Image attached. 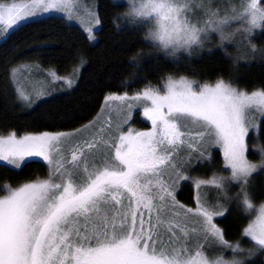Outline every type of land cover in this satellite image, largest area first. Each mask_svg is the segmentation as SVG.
I'll use <instances>...</instances> for the list:
<instances>
[{
    "label": "snow or ice",
    "instance_id": "obj_1",
    "mask_svg": "<svg viewBox=\"0 0 264 264\" xmlns=\"http://www.w3.org/2000/svg\"><path fill=\"white\" fill-rule=\"evenodd\" d=\"M131 2L134 6L128 22L136 25L154 21L146 39L173 54L200 45L209 31H222L234 22H246L248 32L264 29V0H240L238 7L226 9L223 16L206 0H139L138 7L136 0ZM75 3L30 0L0 4V25L6 26L0 31L42 12H71L70 6ZM199 11L205 17L202 20L196 18ZM86 31L89 39H94L92 27ZM66 83L70 88L74 81ZM17 92L22 100L31 102L23 89ZM111 100L150 103L143 114L152 127L149 131L120 134L114 158H104L100 165L96 162L98 156L92 154L90 160L79 146L71 149V158H67L65 146L74 134L44 132L17 138L11 133L0 137V161L19 168L26 157H42L51 167L46 179L16 188L5 186L7 194L0 197V264H243L235 258L243 251L239 243L230 244L213 223L214 216L224 213L205 207L199 196L195 209L179 205L163 179L167 168L178 169L175 158L181 148L203 157L201 148L213 145L223 149L225 168L231 176L214 175L195 181V186L224 192L228 180L239 183L240 205L246 213H256L243 235L264 250V204L257 207L248 190L253 176L264 170V160L255 164L246 155L250 129L259 132L252 113H258L264 122V88L249 93L223 79L199 85L185 77L169 76L163 92L148 86L131 97L127 93L110 94L106 101ZM90 126L85 125V129ZM108 143L103 139L85 141V147L92 150L97 144ZM259 151L264 156V149ZM177 176L188 179L178 171ZM125 193L127 205L122 201ZM166 198L173 203L169 205ZM141 208L148 211L147 227ZM180 210L185 217L189 213L201 217V227L182 222ZM161 227L168 234L167 241ZM212 245L231 250L234 258L209 257L205 249Z\"/></svg>",
    "mask_w": 264,
    "mask_h": 264
},
{
    "label": "trees",
    "instance_id": "obj_2",
    "mask_svg": "<svg viewBox=\"0 0 264 264\" xmlns=\"http://www.w3.org/2000/svg\"><path fill=\"white\" fill-rule=\"evenodd\" d=\"M95 1L100 26L94 43L79 26L58 15L26 21L0 42V135L79 130L98 115L106 95L135 94L148 86H159L168 76H186L211 84L223 79L247 92L264 88V29L252 31L247 41L251 50L239 57L233 55L235 49L218 48L213 44L196 54L168 57L157 53L145 39L144 25H132L122 19L126 10L124 3ZM20 67L36 69L51 80L46 91L30 106L19 101L12 85V74ZM53 73L58 78H74L73 86L69 88L60 79L52 81ZM134 123L138 128L149 126L138 112ZM247 143L248 156L260 160V151L253 148L264 149V122L259 121L256 135L249 133ZM207 163L212 166L208 165L204 173L199 166L189 168V179L176 183L174 197L179 205L196 206L191 178L195 174L197 179H207L220 172L223 165L220 152L213 150L210 161L204 164ZM47 171V165L39 159L27 160L19 168L0 163V197L5 194L6 185L17 187L42 179ZM262 174L264 170L254 177L264 190ZM258 193L253 203L264 201V192ZM126 203L123 200V204ZM221 203L225 204V211L215 218V224L228 242H237L251 214L245 212L238 199L227 198ZM263 253L256 250L243 264H264Z\"/></svg>",
    "mask_w": 264,
    "mask_h": 264
},
{
    "label": "rangeland",
    "instance_id": "obj_3",
    "mask_svg": "<svg viewBox=\"0 0 264 264\" xmlns=\"http://www.w3.org/2000/svg\"><path fill=\"white\" fill-rule=\"evenodd\" d=\"M115 2H119V3H124L126 6V10L124 12V15L121 16L123 20H126V22L129 21L130 19V14L133 11V3L131 2V0H114ZM15 2L17 4H23V3H29L30 0H0V4H4L7 5L9 3ZM206 2H210V6L213 10H220V14L221 16L225 15V10L229 9L235 5V6H239L240 5V0H206ZM135 6L138 7L139 6V0H136L135 2ZM71 12L69 11H59V10H50L47 12H42L38 15H34L26 20H22L21 22H19L18 25L32 20V19H36V18H41L44 16H48V15H58L62 18H64L67 22L72 23V24H76L77 26H79L84 33L86 34V36L89 39V33L86 31L87 28L92 27V33L91 35L94 37V39H89V41L91 43H94L97 39V35H96V31L99 29L100 23L96 24L95 21L98 18V8H97V3L95 0H76V3L74 5H71ZM230 14V12H229ZM197 19H204V15L202 11H199L197 13ZM129 23V22H128ZM154 21L152 23H142V24H136V25H144L145 26V39L149 36V32L153 29L154 26ZM131 24V23H130ZM18 25L13 26L10 29H7L6 31H0V42L2 40H4L6 38V36L14 29L16 28ZM133 25V24H132ZM0 28H6L5 25H0ZM247 28V23H240V22H234L228 26H225L222 31H218V32H213V31H209L206 35V37H204L202 39V42L200 45H193L190 48H181L175 51V54L172 53V50H164L162 48H160L157 45H154L149 39H146L150 44H152L153 48L155 49V51L157 53L163 54L165 56L168 57H176L179 54H196L197 52H200L201 50L209 47L211 44H213L215 47L218 48H226V47H230L232 49H235V53L233 55L235 56H242L244 55V52H248L251 50V45H249L247 43L248 38L250 36V34H252V32H248L245 31V29ZM242 52V53H241ZM169 77V76H168ZM167 77V78H168ZM174 79H179L180 77H185L188 80H192V81H196L199 85H203V84H211V83H202L197 81L194 78H190V77H186V76H171ZM167 78H165L163 80V82L159 85V86H154V88H160L161 92H163V85L166 83ZM51 79L52 81H58L59 79L62 80L64 83L69 80L70 78L67 79V77L65 78H58L55 75H51ZM50 79L47 77L45 78L44 75H42V73L36 69H32V68H25V67H20L17 68L16 70H14L13 74H12V85L15 89V92L18 96L19 101L24 104L25 106H30L32 105V103H34V101H36L37 98V94H42L44 91H46V86L47 84L51 81H49ZM59 80V81H60ZM72 80V79H71ZM74 81V78H73ZM226 82V81H225ZM215 84V83H212ZM232 85V84H231ZM233 87H235L234 85H232ZM21 88L24 90L25 94L29 95L30 97V101L31 102H26L24 100H22L20 98V96L18 95L17 89ZM237 88V87H235ZM145 89V88H144ZM143 89V90H144ZM238 89V88H237ZM143 90H141L140 92H142ZM241 90V89H239ZM138 92V93H140ZM250 93V92H249ZM116 95H123L125 93L119 94V93H113ZM137 94V93H135ZM135 94H128L129 97L135 95ZM110 94L105 96V100L104 103L98 113V115L87 125H91L89 128L85 129V126L82 127L81 131H73V132H69V133H65V134H74V135H70L68 138V142L66 144V149L67 151H65V155L67 156L68 159L71 158V149L76 148L77 146H79L81 149H83L84 151V155L85 157H88L90 160L92 158V154H95L96 156L99 157V159H97V165H100L101 161L104 158H108L109 160L113 159L115 156V144L119 143V135L120 134H128L129 132H132L133 134H135L136 132H144V131H149L151 130V121L148 120L144 114H143V109L144 107L148 106L150 107V103H144L141 101H131V100H127V101H121V100H111V101H106V97H108ZM37 98V99H36ZM131 104L132 107L129 108L128 105ZM136 112H138L139 117L146 121L149 126L147 128H138L136 126V124L134 123V118H135V114ZM130 117V118H129ZM252 117H253V124H258L259 125V121H260V116L258 113H252ZM253 132L255 135L257 134V131L255 130V128L250 129L249 133ZM48 133H64V132H48ZM9 134H3L0 135V137H7ZM42 134V133H40ZM24 135H29V134H23V135H16L17 138H20ZM32 135H39V134H32ZM248 138V137H247ZM247 138H246V142H247ZM98 139H103L104 141H108V144H97L96 148L89 150L85 147V141L87 142H94V140H98ZM248 144V143H247ZM213 150H217L220 152V155L222 157L223 160V165H222V170L220 172H216L213 173L212 175L209 176V178L207 179H202V178H198L196 177L195 174H193L191 178L193 181L191 182L192 185L194 186L195 189V201H197V197L199 196L201 199V202L204 203L205 207H209L210 210L213 211H225V204L222 205L221 201H226L227 198H231L232 200H239V194L241 193V186L239 183L236 182H232L231 180H228L225 184V189L224 192H220L215 188L212 187H201L200 189H197L195 186V181L197 180H208L210 178H212L214 175L215 176H222V177H230L231 176V172L230 170L225 168V159H224V154H223V149L217 145H213L211 147H208L206 150L204 148H201V151L204 153L203 157L200 155L199 152H189L186 148H181L179 150V155L175 158L176 162L178 163L179 167L178 169H172V168H167L165 171V175L163 176V179L165 181V183L169 186L170 190L173 192V195L175 194V187H176V183H178L179 181H183L184 179H180L177 176V171L180 173L181 176H185L188 177L189 179V175H188V169L190 168L192 170V168L199 166V170L202 171L203 173L205 172V170H207V168L209 167L208 165H210V167L212 166L211 163H207L204 164L206 161H210L211 159V152ZM254 151L259 152V148L255 147L253 148ZM247 159L255 164H260L262 160H264V156H262V158L260 160L255 161L254 159H251L248 156V152H247ZM210 156V158H208ZM30 159H39L42 160L46 165H47V169H48V173L47 176L42 178V179H46L48 178L49 172L51 171V167L48 165V163L46 161L43 160L42 157H26L24 161L21 162L20 166L27 160ZM0 163H4L12 168H17L13 165H9L7 162L5 161H0ZM203 165V166H202ZM198 170V169H197ZM258 174H255V176ZM264 174H262L263 176ZM264 177V176H263ZM262 177V178H263ZM256 177L253 176L251 183H250V187H249V192L252 196V199L254 200V197L256 195H259L258 192H264V190H261V182H258L255 180ZM19 187V186H17ZM11 188H16V187H11ZM153 191L155 192L156 189L153 188ZM258 191V192H257ZM7 194V190L5 192L4 195ZM3 195V196H4ZM127 196V194H124V197H122V201L125 200V202L128 200L125 199V197ZM169 199V200H168ZM166 198V200L168 201V204L171 205L173 203L171 198ZM126 203V205H127ZM257 207H259L261 204H264V201L260 202V203H254ZM214 205H222V207L219 208H214L212 206ZM134 206V204H133ZM197 207V203L196 206L191 208V209H195ZM188 208V207H185ZM179 209H175L173 208L172 211H177ZM140 211H142L144 213V219L146 221V227L148 226L147 221H148V211L146 209L141 208ZM181 211V221L182 222H186L188 224L189 227H196V228H200L202 225V218L201 217H197V216H193L191 213H189L187 215V217L184 216V212L183 210ZM139 215V213H138ZM155 216L156 213L153 212L152 213V223H155ZM256 213L253 212L250 215V219L247 223V225L245 226V228L249 225V223L255 219ZM218 216H214L213 217V223H215V218ZM192 218L193 221H192ZM189 222V223H188ZM139 225L137 224V227ZM244 228V229H245ZM244 229L241 235V240H246L249 242V244H244L241 240L237 241L240 245V248L243 249L242 252L237 253L235 255L236 259H240L243 261L244 263V259L247 258L250 253L251 255L256 252V250H261L258 249L257 246H255L254 242L251 241L250 238H247L243 235L244 233ZM161 234L163 235V239L165 241H167L168 239V234L164 232V228L161 227L160 229ZM237 242H233L230 244H236ZM199 243H203V240H200ZM193 247H195V243H193L192 245ZM206 254L209 255V257H216V256H223L224 259L226 260H232L234 258L233 253L231 250H226V249H222L216 245H212L210 248H206L205 249ZM264 251V250H262ZM263 260H264V253H263Z\"/></svg>",
    "mask_w": 264,
    "mask_h": 264
}]
</instances>
